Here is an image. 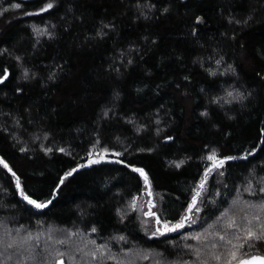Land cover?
Masks as SVG:
<instances>
[{
  "label": "trees",
  "instance_id": "obj_1",
  "mask_svg": "<svg viewBox=\"0 0 264 264\" xmlns=\"http://www.w3.org/2000/svg\"><path fill=\"white\" fill-rule=\"evenodd\" d=\"M47 3L53 8L39 12ZM4 68L0 156L27 194L51 201L29 204L0 164V259L7 264H34L32 256L35 264H216L205 245L218 237L196 241L194 234L231 233L229 217L217 219L225 209L242 226L245 213L264 220L247 206L264 198L257 191L264 186V0H0ZM212 149L241 158L211 170L200 211L185 213ZM128 164L144 168L150 186ZM249 183L256 195L245 191ZM133 197L161 219L191 220L149 235ZM48 229L56 230L50 241ZM27 233L29 243L6 247ZM185 245L204 252L197 258ZM257 248L264 253V244Z\"/></svg>",
  "mask_w": 264,
  "mask_h": 264
},
{
  "label": "snow or ice",
  "instance_id": "obj_2",
  "mask_svg": "<svg viewBox=\"0 0 264 264\" xmlns=\"http://www.w3.org/2000/svg\"><path fill=\"white\" fill-rule=\"evenodd\" d=\"M21 5L17 3L15 7L19 8ZM53 8L52 3H47L43 7L39 8V12H45L48 9ZM164 11H167V9H164ZM197 22L202 21L203 17L196 16L195 17ZM236 23H247V20L240 21L236 20ZM195 32V29H193ZM51 35V33H48ZM19 59V57H17ZM128 63H132L131 60L128 61ZM221 63L220 60L216 61V64L219 65ZM228 68L231 70L232 66L229 65ZM210 75H216L215 71H212L211 69L208 70ZM0 84H3L10 76V72L7 68L0 69ZM31 77L28 75V69L24 70L23 75L21 76V79L28 80ZM51 79H55V76H51ZM184 79L188 80L190 77H185ZM17 92H22V88H17ZM229 97H231L233 100H243L246 97L243 93L237 92L235 96H233L232 92L227 93ZM248 95H251V93H248ZM219 97L216 98L217 101H219ZM231 103V100L228 101ZM204 115H208L207 111L203 113ZM105 115H107V112H105ZM261 133H264V128L260 129ZM166 139H172V137H166ZM93 148H95V145H93ZM23 151V149H21ZM46 151H51V149H46ZM61 152L64 151V149H60ZM104 152L113 151L108 148L103 149ZM151 151V149H149ZM252 151H255L253 149ZM119 155V153H117ZM241 157L232 156V155H223L219 156L217 154L216 149H212L206 156V159L211 161V164L205 168L204 170V178L199 181L198 188L195 191V194L192 196L191 202L188 204L187 208L185 209V213H191L193 208L195 207V210L198 212L200 209L196 207V204L198 202V198L201 195L204 185L207 180V176L211 170L222 168L227 161H232L235 159H238ZM243 159H247V155L242 157ZM104 159V157H101V160ZM90 163H99V160H91ZM120 163H125L123 160L119 161ZM0 164L3 165L4 168H6L9 172L12 173L14 177H16V188L19 190L21 196L24 200H26L29 204L34 205L36 208H44L47 204L51 203V201H40L38 199H34L31 195L27 194L21 183H20V177L17 176L16 172L13 171V169L9 166L8 162L4 159V157L0 156ZM83 165H77V168L82 167ZM129 168L133 169L136 173H139L140 176L143 177L145 185L150 186L149 176L148 173L145 171L142 167H137L133 164L127 165ZM76 168H73L70 172H65V176H69L72 174V172H75ZM223 174V173H221ZM64 180L63 178L60 179V184H63ZM59 186V185H58ZM252 184L249 183V185L245 188V191L249 192L252 195H256V193H253L252 191ZM258 193L264 194V186H261L257 189ZM247 203V202H246ZM130 206L135 209L137 206V198L133 197L130 203ZM248 207H256L260 209L261 213H264V198L259 199L258 202H252L247 204ZM146 215L152 216L155 218V230L151 232L152 236L157 235H164L165 233L174 232L178 229L184 228L185 224L188 223L191 220V216L188 214L180 215L179 219H176L174 221H170L168 219H161L155 212H148ZM229 217L224 221L227 229H232L233 231L229 233L228 231H215L214 233L209 232L208 230H205L200 233H196L193 235V239L196 241H206L208 240L209 236L218 237L217 240L214 242H211L207 245H205L206 248L212 249L208 253L209 256L212 257L213 260L216 261V264H264V253H260L258 251L257 245L258 244H264V220H262L261 215H252L250 218L248 217V214L245 213L246 217V223L242 226L240 223L237 222V219L234 214L230 215V210L225 209L224 212L220 214V217L217 219L220 220L221 217ZM253 221H255V225L253 224ZM23 227V226H21ZM211 228V226H209ZM91 231L95 232L96 229L93 227ZM6 235H10L7 231L5 232ZM32 234L27 233L26 237L24 238H12L11 242L6 244L7 248H21L24 244H27L31 241ZM49 239H51V236H49ZM118 239L123 240L125 239L123 236L118 237ZM36 243L39 244V237H36ZM57 243H64L63 240L57 241ZM94 243V241H93ZM0 244H4L3 238H0ZM101 248L104 247V245L100 246ZM185 247L189 248V250L192 252L193 255H195L197 258H200L204 252V248H201L199 246L193 247L192 245H185ZM252 248L256 249L254 252H248L247 249ZM220 249H224V251H219ZM79 250V249H78ZM57 256L62 255V253H56ZM92 256H96V252L91 253ZM0 256H3V253L0 252ZM34 261V264L36 262V256L31 257ZM109 259H115V257L109 256ZM8 259H11L9 257ZM0 264H7L5 260L0 259ZM17 264H23L22 261H17ZM59 264H63V261L60 260ZM187 264V262H185ZM198 264H209L208 259H203L198 261Z\"/></svg>",
  "mask_w": 264,
  "mask_h": 264
},
{
  "label": "rangeland",
  "instance_id": "obj_3",
  "mask_svg": "<svg viewBox=\"0 0 264 264\" xmlns=\"http://www.w3.org/2000/svg\"><path fill=\"white\" fill-rule=\"evenodd\" d=\"M151 199L152 198L149 197V200H148L149 203L151 202ZM142 203L143 202H141V204H139L137 202V206H136L137 212H138V217H139V222H140L141 227H144L146 232L150 231V233H148V234L151 235V232L155 230L156 225H155V222L153 221V217L146 215V213L151 212L148 205L147 204L145 205ZM53 232H56V230L48 229L47 231H45V233L43 234V237L46 239V241H50L49 236H51ZM47 234H49V235H47ZM46 241H45V243H46Z\"/></svg>",
  "mask_w": 264,
  "mask_h": 264
}]
</instances>
